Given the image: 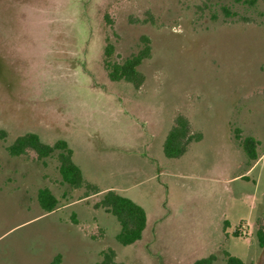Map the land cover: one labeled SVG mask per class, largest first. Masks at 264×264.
Segmentation results:
<instances>
[{
	"label": "rangeland",
	"instance_id": "374dc122",
	"mask_svg": "<svg viewBox=\"0 0 264 264\" xmlns=\"http://www.w3.org/2000/svg\"><path fill=\"white\" fill-rule=\"evenodd\" d=\"M142 37V85L112 81L106 46L121 64ZM178 116L201 140L169 159ZM0 129V264H96L108 252L113 264H226L224 252L264 264V0H0ZM27 133L65 141L83 185L62 182L58 152L11 157ZM43 188L58 200L51 213ZM109 190L145 211L132 245L95 206Z\"/></svg>",
	"mask_w": 264,
	"mask_h": 264
},
{
	"label": "trees",
	"instance_id": "16d2710c",
	"mask_svg": "<svg viewBox=\"0 0 264 264\" xmlns=\"http://www.w3.org/2000/svg\"><path fill=\"white\" fill-rule=\"evenodd\" d=\"M235 3H243L253 6L256 0H233ZM143 48L135 55L124 60L121 64L111 63L108 58L112 53V46L107 45L104 51L105 58L103 67L112 81H124L138 89L143 83V76L138 72V66L150 56V45L147 37H142ZM7 132L0 129V141L5 140ZM201 136L190 133L189 124L185 118L178 116L174 126L168 132L163 144V153L169 159H177L183 156L187 147L193 142H199ZM256 141L247 137L243 141V149L249 159L256 158ZM11 157L24 155L28 150L36 154L38 160L51 157L55 152L59 163L58 171L63 183L79 188L83 185V178L80 169L72 160V150L65 141L59 140L52 145L40 141L33 133H27L17 137L12 144L6 148ZM98 191L94 192L97 194ZM88 196V195H87ZM86 196V197H87ZM37 201L44 213H51L57 209V198L46 188L40 189L37 193ZM103 208L111 214L119 224V232L116 241L122 246L134 244L141 238L146 225V214L142 207L128 198L116 194L114 191H107L102 200L95 205ZM257 242L260 248H264V226L256 232ZM226 264H244L239 258L224 252ZM113 252L103 254L101 262L96 264H113ZM215 255H210L194 262L193 264H213ZM48 264H61V256L56 255Z\"/></svg>",
	"mask_w": 264,
	"mask_h": 264
}]
</instances>
